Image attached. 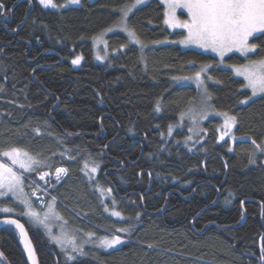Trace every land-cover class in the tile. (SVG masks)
Wrapping results in <instances>:
<instances>
[{"label":"trees","instance_id":"16d2710c","mask_svg":"<svg viewBox=\"0 0 264 264\" xmlns=\"http://www.w3.org/2000/svg\"><path fill=\"white\" fill-rule=\"evenodd\" d=\"M53 1L61 6L63 0ZM126 1L52 8L38 0H0V127L11 145L48 161V168L62 166L65 177L81 176L83 162L97 167L122 218L89 202L82 217L74 209L79 202L59 184L51 193L65 200L66 206L57 202L70 223L101 233L94 224L128 228L118 233L122 244L86 247L69 260L23 215L21 202L0 196V209L13 210L0 213V264H262L264 151L253 141L262 146L264 140V95L249 99L243 79L215 55L162 42L183 31L164 24L159 0L129 13L142 49L114 31L107 36L109 54L96 59L91 37L117 19ZM250 41L254 53H230L222 61L263 55L264 34ZM76 56L81 60L73 64ZM203 63H211L203 73L210 105L235 117L233 142L217 140L216 117L202 122L197 142L186 139L185 123L167 133L197 95L195 84L178 78ZM8 219L18 220L26 236Z\"/></svg>","mask_w":264,"mask_h":264},{"label":"rangeland","instance_id":"374dc122","mask_svg":"<svg viewBox=\"0 0 264 264\" xmlns=\"http://www.w3.org/2000/svg\"><path fill=\"white\" fill-rule=\"evenodd\" d=\"M38 1L40 2V0H38ZM147 1L148 0H145V2H147ZM159 1L164 5V14H165V11L167 10V0H159ZM80 2H81V0H79L78 3H70L69 0H63L60 3V5L63 7H64V5H67V4L78 5V4H80ZM135 2H136V0H128L121 5L120 9L125 8L127 6H130V5H133V4H135ZM176 15H177V19L180 21L188 19L186 9H182V8L177 9ZM120 19H121V12H119L118 17L114 22H112L107 27H104L97 34H95L93 37H91L92 38V45H93V52H94V56L96 59L99 58V60H103L107 56V54H109L110 50H109V47L107 45V36L111 32L120 31L126 35L128 42L136 43V42L130 40L127 33H125L119 27H117V22ZM164 21H165V15H164ZM165 25L170 30H181V32L183 31V34L180 36H177L175 38L171 37V39L162 40V42H171V43L175 42L180 47L195 48V49L206 51V52H209V53L215 55L219 60L218 64L220 66L229 68L235 76L242 78L244 81V85L247 83L246 80L244 79V76L239 75L236 70L245 68L254 61H259L261 59H264V54H263V55L253 56V57L250 56L240 63H237V62H226L225 63L224 61H222V59L225 55H228L230 53H236V54H239L242 56H246L250 53H254L257 50V45L255 44L256 48L252 52L245 54V53H241V52L237 51L236 49H233L232 51L225 53V55L223 57H221L220 55H218L216 52L212 51L211 49L201 48V47H198L194 44H187L186 45V44L180 43V41H182L185 38V36L187 35L186 29L181 28V27H170L167 24H165ZM128 27H129V25H128ZM108 29H111V30L108 31ZM136 44H138L141 47V49L143 48L141 43H136ZM249 44L253 45V43L250 40H249ZM119 47L122 48V46H119ZM116 51H117L116 49H111L112 53H116ZM76 57H78V56H76ZM205 65H207L209 67L211 65V63H205V64L203 63L199 66V69H197L193 73L188 74V75H184V76H181L178 78V80L180 82H189V83L195 84L196 88H197V95H196V99L194 100V102H191L188 105V107L179 114L178 121L175 122V124H172L171 126H169L167 133L168 134L171 133L174 130V128H176L178 126L181 127L185 123L186 124L185 128L187 130L186 139H188L192 142H197L203 136L204 129H203L202 122L207 117H216V118H218V124L216 126L217 137H218L217 140L228 139L230 142H233L235 139L234 135H233V128H234L235 124L233 125V127L231 129H226L224 127L225 116L223 114L227 113V112L214 109L209 103V96L207 94V91L205 93L206 86H205V83L203 80V75H204L203 73L205 72L206 69H204V71L201 72V69L204 68ZM197 72H201L200 80L203 82L202 85H199L197 83L196 79L194 78L195 74ZM185 77H193V79H184ZM248 90H249L248 98L254 97V96H252L251 90L250 89H248ZM246 100H247V98H245L243 101H246ZM227 115L233 117L229 113H227ZM201 117H203V118H201ZM1 126L2 127H0V129H2V133H0V153H2L4 151H8L11 148L21 149L23 151H26L29 154V156L33 157L34 159L41 161V165L35 166L33 168V170H31V171L36 172V171L43 170V172H44L46 169H49L48 168V165H49L48 161L39 159L37 156L31 154L29 152V150L27 151L25 148L11 145V142H13L12 138L8 137V135L4 129L5 126L2 124H1ZM170 127H171V131H169ZM257 145L258 144H256V143L254 144L255 150L257 152H262L261 149L264 148V140L262 141V146H261V144H259V146H261L260 148H258ZM0 162L8 164L9 166H12L11 162L6 157L0 158ZM86 165H87V167H86ZM93 167H96V166L92 165L90 162H83V165L81 167V176H79V177H77V176L76 177H69V176L64 177L63 181L60 183L59 186L61 187V189L63 188V190L66 193L72 194L74 196L73 198H75V201L79 202V203H77L76 206H74V209L76 210L75 212L78 214L80 213L79 215H81V214L87 215V213L90 211V209L88 207L84 206L83 203L89 202V204L94 203L96 205H99L102 212L106 215L111 216L112 218H122L121 217L122 215H120L119 217L112 215L113 211H117V208H116L114 196L111 192V188L109 187V185L107 183L103 182V179L101 177H98V174L96 173V171L95 172L91 171V169ZM41 168H43V169H41ZM13 170L22 179V184H21L22 192H18L16 195H13L11 192H6L4 196L12 197L15 201L21 202V204L23 206V210H22L23 215H25L24 213H26L28 211V208L25 206V204L22 201H24V200L30 201L31 209L39 214L40 219L43 220L44 223H40L35 218L30 217L28 215H25L26 218L32 224L39 226L44 231V233L46 234L49 241L55 243V245L57 247L61 248V246L56 243V241L53 239V237H61V236L66 235L69 239L74 240L76 245L79 246V248L82 251H73L71 245H67L65 248H63V250L66 252V255L68 257L73 256L74 254H83V251H85L86 247L94 246V247H98V248L107 250V249L118 246V245H115L113 247L102 246L100 241L102 238H105V237H107L108 239H112L114 236H119L122 240V243H123V238L120 236V234H125L128 231V228L126 226L117 225L114 227H110L112 229V230H110V229L102 227L99 224L93 223L94 225H96L97 228H101L104 230V232L101 233V232L96 231L90 227H85L84 223H81L80 221L75 222V220H74V224H72L69 222L68 215L58 205L57 201L61 202L63 205L66 203L62 197L58 196V194L53 190L52 191L54 194H52L48 188L47 189L48 192L50 193V195H53V196H47V200H46V203L44 204V206H40V205L36 204L35 201L33 200L34 198L30 195L29 190H28V188H33V185H31L29 180L24 177V173L26 174V173H29L31 171H26V170L20 168L18 165L13 166ZM96 170H97V167H96ZM26 176H28L29 179H33L38 184L44 186L42 180H38L32 175H26ZM51 187H52V185H51ZM50 204L52 205L51 210L49 209ZM80 204H82V205H80ZM65 206H66V204H65ZM7 208H9V207H7ZM46 215H47V218L45 219ZM120 229H127V231H120ZM118 233H120V234H118Z\"/></svg>","mask_w":264,"mask_h":264},{"label":"snow or ice","instance_id":"6c2138e0","mask_svg":"<svg viewBox=\"0 0 264 264\" xmlns=\"http://www.w3.org/2000/svg\"><path fill=\"white\" fill-rule=\"evenodd\" d=\"M69 2L78 3L79 0H69ZM144 3L145 0H136L135 4L120 9L121 19L117 22V27L127 33L130 40L136 43H140L139 38L136 32L128 27L127 20L129 13ZM40 4L44 7H62L56 5L53 0H40ZM3 7V3L0 2V8ZM181 8L187 10V20L180 21L177 19L176 11ZM164 15L165 24L170 27L186 29L187 35L180 43L194 44L201 48L211 49L221 57L233 49L245 54L252 52L256 45H250L249 38H255L256 33L264 34V0H167V10ZM110 30L108 29V31ZM80 60L81 57L78 56L72 63L78 64ZM207 67L205 65L201 72ZM236 71L239 75L244 76L247 82L244 87L251 90L252 96L264 95V59L254 61L247 67ZM201 72H197L194 77L199 85L203 83L200 80ZM184 79H193V77H185ZM241 103H244V101H241ZM223 115L225 116L224 127L231 129L235 124V117L228 116L227 113ZM169 131H171V127ZM253 143L255 144V141ZM257 147L260 148L261 146L257 145ZM261 150L264 151V148ZM2 157H6L12 166L0 162V196H4L6 192L16 195L18 192H22V179L13 170V166L18 165L26 171H31L35 166H40L41 161L29 156L26 151L17 148H11L0 153V158ZM91 171L95 172L96 167H93ZM63 172H66V169L57 168V177L59 178V174ZM43 178L42 175L41 179ZM22 202L28 208V211L24 213L25 215L44 223L39 214L31 209L30 201L24 200ZM51 208L52 205L50 204L49 209L51 210ZM12 211L11 208L7 207L0 209V213L5 214H10ZM112 215L119 217L121 213L113 211ZM4 222L16 225L20 229L22 237L26 236L23 225L18 220L8 219ZM120 231H127V229H120ZM53 239L62 249L67 245H71L73 251H82L75 241L69 239L66 235L53 237ZM100 243L104 247H113L121 244L122 240L119 236H114L112 239L105 237L101 239ZM26 248L29 252V258L32 259L34 253L27 241ZM261 252L262 264H264V246H262ZM68 259L72 260L73 257L69 256Z\"/></svg>","mask_w":264,"mask_h":264},{"label":"flooded vegetation","instance_id":"af4514ba","mask_svg":"<svg viewBox=\"0 0 264 264\" xmlns=\"http://www.w3.org/2000/svg\"><path fill=\"white\" fill-rule=\"evenodd\" d=\"M250 40V39H249ZM253 43V42H252ZM253 45H255V43H253ZM57 168H62V166H56L53 168H49L46 169L44 172L43 170L35 172L34 173V177L38 180H42L43 184L45 187H47V189L49 188V191H51V188L58 186L64 179V177L67 174V170L66 172L60 173L59 174V178L57 177V173H56V169ZM115 171V169H113ZM98 169L96 170V173L98 174ZM104 174V173H103ZM44 176L43 179H41V176ZM52 185V187H51ZM30 195L33 197V194L36 193L37 197H33L34 201L36 204L40 205V206H44V204L46 203L47 200V194L41 193L40 191H38L37 189L33 188H28ZM127 194V193H126ZM122 194H120L121 196Z\"/></svg>","mask_w":264,"mask_h":264},{"label":"built area","instance_id":"2783aa9c","mask_svg":"<svg viewBox=\"0 0 264 264\" xmlns=\"http://www.w3.org/2000/svg\"><path fill=\"white\" fill-rule=\"evenodd\" d=\"M28 180L29 182L31 183V185H33V187L35 189H37L38 191L42 192V193H45V194H50L47 190V188L45 186H42L40 184H38L36 181H34L33 179H29L28 176L24 175Z\"/></svg>","mask_w":264,"mask_h":264},{"label":"water","instance_id":"95a60500","mask_svg":"<svg viewBox=\"0 0 264 264\" xmlns=\"http://www.w3.org/2000/svg\"><path fill=\"white\" fill-rule=\"evenodd\" d=\"M33 197H37V194H36V193H34V194H33Z\"/></svg>","mask_w":264,"mask_h":264},{"label":"crops","instance_id":"0c3cea01","mask_svg":"<svg viewBox=\"0 0 264 264\" xmlns=\"http://www.w3.org/2000/svg\"><path fill=\"white\" fill-rule=\"evenodd\" d=\"M74 214H76V213H74ZM77 215V214H76Z\"/></svg>","mask_w":264,"mask_h":264}]
</instances>
